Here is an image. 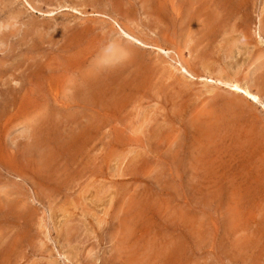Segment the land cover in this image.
Listing matches in <instances>:
<instances>
[{"label":"rangeland","instance_id":"rangeland-1","mask_svg":"<svg viewBox=\"0 0 264 264\" xmlns=\"http://www.w3.org/2000/svg\"><path fill=\"white\" fill-rule=\"evenodd\" d=\"M212 69L256 93L264 0H0V264H264V88Z\"/></svg>","mask_w":264,"mask_h":264},{"label":"bare ground","instance_id":"bare-ground-1","mask_svg":"<svg viewBox=\"0 0 264 264\" xmlns=\"http://www.w3.org/2000/svg\"><path fill=\"white\" fill-rule=\"evenodd\" d=\"M195 1V0H194ZM159 2H160V0H159ZM200 2H202V1H200ZM198 3V2H197ZM223 4H225V2L223 3ZM174 6V5H173ZM192 7V6H191ZM194 7H196V6H194ZM173 10V9H172ZM193 10V9H192ZM225 10H227V9H225ZM206 11V10H205ZM178 12V11H177ZM176 14V13H175ZM210 23V22H209ZM119 32H120V34L121 35H123V36H125L126 38H128L129 40H131L132 42H135L136 44H138V45H140V46H149V44H147V43H145L144 41H142L141 39H139V38H137L136 37V35L134 36V35H132V34H130V33H127L126 31H124L123 29H121V28H119ZM165 38H163V40H164ZM162 40V41H163ZM166 40H167V38H166ZM168 40H170V39H168ZM233 41V40H232ZM166 42V41H165ZM165 42H163V43H165ZM234 42V41H233ZM242 42V41H241ZM246 42V41H245ZM158 43V42H157ZM167 43H168V41H167ZM174 43V42H173ZM172 44V43H171ZM170 44V45H171ZM176 44V43H175ZM150 45H151V43H150ZM151 46H153L152 48H155L156 50H158V51H161V52H164L166 49V47L165 48H163L160 44H152ZM150 46V47H151ZM174 47H176V46H174ZM177 48V47H176ZM172 50V49H171ZM170 50V51H171ZM173 51V50H172ZM165 52H167V51H165ZM178 52V51H177ZM166 54V53H165ZM175 55H176V53H174ZM179 54V53H178ZM179 56V55H178ZM217 56V55H216ZM180 58H182L181 57V55L179 56ZM179 58V59H180ZM181 61H183V60H181ZM178 62V61H177ZM180 62V61H179ZM178 62V63H179ZM183 64H184V62H183ZM204 65V64H203ZM207 65V64H206ZM209 66V65H208ZM207 66V67H208ZM212 66V65H211ZM242 66V65H241ZM204 67V66H203ZM244 67V66H243ZM212 68H213V66H212ZM178 69V68H177ZM209 69V68H208ZM179 70H181L185 75H188L189 77H191V78H198V79H205L206 81L207 80H209V79H206V78H202L201 76H195L193 73H192V71H191V69H189L188 67H184L181 63H179ZM214 69H212V71H213ZM222 70V69H221ZM216 71V70H215ZM218 71V70H217ZM224 71V70H223ZM237 71V70H236ZM214 72V71H213ZM205 73V72H204ZM209 74H210V72H209ZM214 74H215V72H214ZM214 74L212 73V75H213V77H214ZM212 75L210 74V77L209 78H211L212 77ZM226 75V73L224 74V72H222L221 73V71H219L218 73H217V75L215 74V77L212 79V80H210V82L212 83H215V84H217V85H220V86H222V87H226V88H229L230 90H232V91H234L235 93H237V92H239V93H242L245 97H248V98H251V99H253V101H257V102H259V103H261V101H260V93H263V92H260V89L262 90L263 88H264V82L262 83H258L257 84V86H256V93H253V88H252V86H250V85H248V84H246V83H243V80L242 79H239V78H237L236 77V75L234 74V76H225ZM257 80V79H256ZM202 81V80H201ZM248 81V80H247ZM260 88V89H259ZM263 91V90H262ZM255 92V91H254ZM262 95V94H261Z\"/></svg>","mask_w":264,"mask_h":264}]
</instances>
